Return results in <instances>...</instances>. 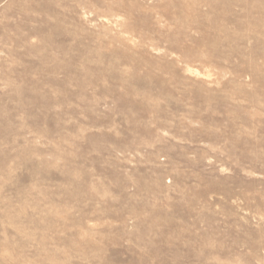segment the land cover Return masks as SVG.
I'll return each instance as SVG.
<instances>
[{
  "label": "rangeland",
  "instance_id": "rangeland-1",
  "mask_svg": "<svg viewBox=\"0 0 264 264\" xmlns=\"http://www.w3.org/2000/svg\"><path fill=\"white\" fill-rule=\"evenodd\" d=\"M0 264H264V0H0Z\"/></svg>",
  "mask_w": 264,
  "mask_h": 264
}]
</instances>
